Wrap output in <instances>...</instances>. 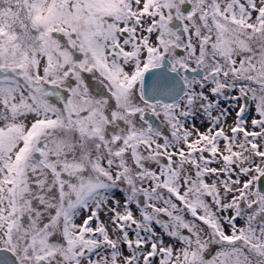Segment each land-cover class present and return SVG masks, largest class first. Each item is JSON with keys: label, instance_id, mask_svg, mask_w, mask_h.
I'll list each match as a JSON object with an SVG mask.
<instances>
[{"label": "snow or ice", "instance_id": "6c2138e0", "mask_svg": "<svg viewBox=\"0 0 264 264\" xmlns=\"http://www.w3.org/2000/svg\"><path fill=\"white\" fill-rule=\"evenodd\" d=\"M0 264H264V0H0Z\"/></svg>", "mask_w": 264, "mask_h": 264}]
</instances>
